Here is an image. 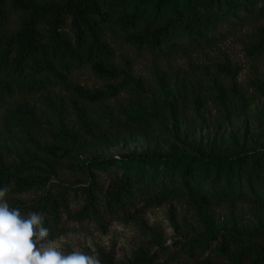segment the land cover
I'll use <instances>...</instances> for the list:
<instances>
[{"label":"trees","instance_id":"trees-1","mask_svg":"<svg viewBox=\"0 0 264 264\" xmlns=\"http://www.w3.org/2000/svg\"><path fill=\"white\" fill-rule=\"evenodd\" d=\"M263 17L264 0H0V108L6 107L0 114V188L17 198L36 193L7 200L9 206L25 216L40 213L50 240L74 228L105 233L113 220L138 221L149 238L125 261L101 253V264H264V150L171 147L164 154L84 157L127 130L151 133L152 118L172 114L181 96L169 89L171 99L164 94L162 101H149L132 60L118 55L115 44L172 55L183 44H213L225 24L219 37ZM246 54L264 60V26L256 27ZM83 68L106 84L74 83V72ZM219 70L232 78L238 72L228 59ZM216 91L224 106L226 89ZM122 94L114 106L107 103ZM17 95L23 99L6 106ZM33 96L46 111L26 100ZM174 201L191 205L204 231L175 240L171 249L140 210ZM234 202L258 204L262 214L254 226L216 217L215 205Z\"/></svg>","mask_w":264,"mask_h":264},{"label":"rangeland","instance_id":"rangeland-1","mask_svg":"<svg viewBox=\"0 0 264 264\" xmlns=\"http://www.w3.org/2000/svg\"><path fill=\"white\" fill-rule=\"evenodd\" d=\"M258 26H264V17L259 21L244 23L231 33L219 37L227 30L225 24L220 27L218 39L213 44L200 47L183 44L172 55L154 56L148 52H138L131 46L115 44L118 55H126L132 60L133 76L146 85L149 101H162L164 94L171 99L175 92L181 96L178 95L172 114L162 113L152 118L154 129L151 133L133 134L127 130L128 134L123 133L117 142L109 146L99 145L84 157H120L126 153L164 154L171 147L181 151L214 150L219 153L237 149L264 150V89L259 87L264 82V60L246 54V47ZM226 59L232 67L238 68L233 78L219 70ZM72 81L87 88H101L106 84L105 80L97 78L88 68L74 72ZM218 86L225 88L228 93L224 106L217 95ZM232 87H235L234 93ZM60 94L64 95L65 92ZM125 95L107 103L114 106ZM238 97L245 100V105ZM22 99L23 96L17 95L6 106ZM196 99L202 104L198 106ZM26 100L40 111H46L39 96ZM92 107L98 109L95 105ZM5 108H0V114ZM67 120L74 124L70 109L67 110ZM35 194L27 193L17 198L8 191L6 199H30ZM213 211L221 222L229 224L235 218L238 226L247 228L254 226L262 214L258 204L253 202L215 205ZM140 212L144 223L161 232L164 243L171 249L175 240L192 239L204 231L195 209L185 201L167 202L159 207L141 209ZM138 224V221L113 220L105 233L95 226H85L74 228L52 241L65 254L73 250L98 254L99 257L101 253H111L115 261H125L132 257L134 249L142 240L149 238Z\"/></svg>","mask_w":264,"mask_h":264},{"label":"clouds","instance_id":"clouds-1","mask_svg":"<svg viewBox=\"0 0 264 264\" xmlns=\"http://www.w3.org/2000/svg\"><path fill=\"white\" fill-rule=\"evenodd\" d=\"M9 189L0 188V264H101L98 254L73 250L67 254L50 240L40 213L22 215L6 199Z\"/></svg>","mask_w":264,"mask_h":264}]
</instances>
